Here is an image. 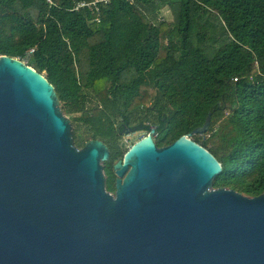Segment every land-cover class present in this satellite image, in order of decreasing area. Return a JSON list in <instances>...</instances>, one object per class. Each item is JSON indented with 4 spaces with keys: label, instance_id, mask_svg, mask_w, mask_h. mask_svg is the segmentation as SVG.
I'll return each instance as SVG.
<instances>
[{
    "label": "trees",
    "instance_id": "1",
    "mask_svg": "<svg viewBox=\"0 0 264 264\" xmlns=\"http://www.w3.org/2000/svg\"><path fill=\"white\" fill-rule=\"evenodd\" d=\"M74 1L0 0V56L27 59L53 84L77 148L108 146L106 190L128 151L115 144L122 133L155 125L163 147L210 114L191 139L222 166L213 187L263 194L264 0H110L98 12ZM164 7L172 25L159 19Z\"/></svg>",
    "mask_w": 264,
    "mask_h": 264
},
{
    "label": "water",
    "instance_id": "2",
    "mask_svg": "<svg viewBox=\"0 0 264 264\" xmlns=\"http://www.w3.org/2000/svg\"><path fill=\"white\" fill-rule=\"evenodd\" d=\"M210 119L165 147L142 137L111 193L108 146L77 148L54 86L0 56V264H264V193L214 188L222 166L191 139Z\"/></svg>",
    "mask_w": 264,
    "mask_h": 264
},
{
    "label": "rangeland",
    "instance_id": "3",
    "mask_svg": "<svg viewBox=\"0 0 264 264\" xmlns=\"http://www.w3.org/2000/svg\"><path fill=\"white\" fill-rule=\"evenodd\" d=\"M159 19L160 20H163L165 19L169 25H172V22H173V16H172V13L170 11L169 8L167 7H164L160 13H159ZM22 62H24L25 64H27V59H24ZM53 85V84H52ZM87 94H89L90 96H92V93L91 92H87ZM63 114V113H62ZM64 115V114H63ZM70 122V125H71V137H72V140H73V143H74V136H75V133H74V125H73V121L71 119L70 116H67V115H64ZM75 116H78V115H75ZM79 135L82 137V138H86L88 135V131L87 129L83 128L79 131ZM146 131L144 129H132V130H129V131H126L124 133H122L120 135V137H118V139L115 141V144H117L118 146L122 147V148H126V149H129L134 143H136L137 141H139L142 137H146ZM149 135V134H148ZM116 157V154L115 153H112V158H115ZM119 158H115V161H117ZM101 166H102V171H103V174H104V177H105V182H106V174L104 172V164L105 162L104 161H101Z\"/></svg>",
    "mask_w": 264,
    "mask_h": 264
},
{
    "label": "built area",
    "instance_id": "4",
    "mask_svg": "<svg viewBox=\"0 0 264 264\" xmlns=\"http://www.w3.org/2000/svg\"><path fill=\"white\" fill-rule=\"evenodd\" d=\"M45 1H46V4L48 5V7H52L55 5L54 0H45ZM109 2H110V0L74 1L72 6H71V9L77 11V10H80L83 8H94L98 12L99 11V7H98L99 3L106 5ZM33 51H34L33 48L29 49L27 52V55H30L31 53H33Z\"/></svg>",
    "mask_w": 264,
    "mask_h": 264
},
{
    "label": "flooded vegetation",
    "instance_id": "5",
    "mask_svg": "<svg viewBox=\"0 0 264 264\" xmlns=\"http://www.w3.org/2000/svg\"><path fill=\"white\" fill-rule=\"evenodd\" d=\"M146 128H144V130L146 131V135H148V134H151V136H152V138L154 139V136L156 135V133H157V131H156V126L155 125H147V126H145ZM152 128H154V131H155V134H153V133H151V130H152ZM132 129H134V128H129L127 131H129V130H132ZM138 129H142V128H138ZM126 132V131H125ZM145 135V136H146ZM135 144V143H134ZM171 144V143H170ZM169 145V144H168ZM165 146H167V145H165ZM165 146H163V147H165ZM124 156V155H123ZM123 156L120 158V159H123ZM117 161H115V163H116ZM114 163V164H115ZM114 171V170H113ZM127 173V172H126ZM126 173L124 174V176L126 175ZM114 175H115V172H114ZM115 179H116V175H115ZM105 188H106V185H105ZM114 192H115V190H114ZM114 192H111V193H114Z\"/></svg>",
    "mask_w": 264,
    "mask_h": 264
}]
</instances>
